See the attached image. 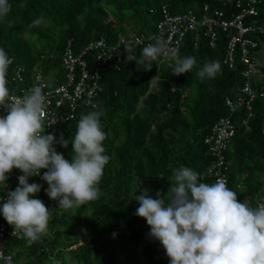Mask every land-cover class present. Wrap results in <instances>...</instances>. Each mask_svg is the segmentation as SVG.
<instances>
[{"label": "trees", "instance_id": "1", "mask_svg": "<svg viewBox=\"0 0 264 264\" xmlns=\"http://www.w3.org/2000/svg\"><path fill=\"white\" fill-rule=\"evenodd\" d=\"M210 1L9 0L11 11L0 19V48L14 58L15 64L26 67L28 77L35 65L46 75L61 73L60 57L69 41L75 53L100 37L113 43L127 29L138 33L153 30L162 6L170 13L195 10L201 15L203 5ZM150 9L153 14L149 13ZM35 20L41 23L31 27ZM257 23L264 26V0H260ZM45 36L48 46L58 40L54 58L48 57L52 54L44 48H36ZM261 39L264 41V35ZM225 42V35L219 33L215 48L210 49L203 39L194 49L193 39L187 35L179 54L195 58L193 70L175 76L172 68L164 65L157 89L153 90L149 87L156 73L155 61L151 62L150 71L135 61L127 63L121 71L105 68L101 72L96 109L82 106L73 120L45 133L55 136L53 147L71 162V140L80 117L93 110H103L100 119L106 133L104 147L109 162L99 184V198L72 208L70 216L58 214L53 206L59 201L47 195L49 186L42 179L47 169L29 177L30 184L41 186L36 197L52 212L48 231L32 245L26 240H9L5 248L9 259L1 264H170L163 245L150 235L147 221L136 215L139 202L133 198L143 194L142 190L153 199L157 193L166 197L173 172L181 166L198 173L199 182L215 183L204 175L212 163L204 138L219 118L229 115L224 99L243 82L239 60L233 69L222 63ZM211 61L220 62V71L215 78L200 79L197 72ZM260 86L264 87L262 79ZM171 88L175 90L172 92ZM183 92L187 93L184 99ZM142 97L145 99L141 101ZM231 118L236 133L226 152L228 181L238 200L248 198L254 207L256 201L264 203L263 101L253 102L252 117L246 124L243 123L247 118L245 110ZM61 137L69 141L67 148L59 143ZM16 185L20 186L19 178ZM0 221L11 226L3 215ZM122 222L124 229L120 231ZM86 237H90L89 241L83 242ZM77 243L80 245L71 250Z\"/></svg>", "mask_w": 264, "mask_h": 264}, {"label": "clouds", "instance_id": "2", "mask_svg": "<svg viewBox=\"0 0 264 264\" xmlns=\"http://www.w3.org/2000/svg\"><path fill=\"white\" fill-rule=\"evenodd\" d=\"M10 11L9 0H0V19ZM40 23L35 20L31 27ZM124 49L129 62L145 65L149 71L157 59L174 62L175 76L191 72L196 63L191 56L181 58L160 37L143 48L139 59L130 55V44ZM11 63L0 48V106L7 109V115L0 117V188L7 187L8 174L14 168L24 175L19 177L20 186L0 205V212L13 227V236L20 233L32 245L47 233L52 212L40 199L32 198L41 186L30 184L28 178L47 169L42 177L49 186L47 195L59 201L61 209L80 207L99 198L109 156L105 154L102 109L83 114L77 122L71 140L72 161L58 153L53 147L55 136L45 135L42 88L34 85L23 96L12 94L7 82ZM220 69L219 61L207 62L197 76L212 79ZM59 143L67 148L69 141L61 137ZM170 182L166 197L157 193L153 199L142 190L143 194L133 198L139 202L136 215L147 221L150 235L163 245L170 264H264V203L251 207L240 202L223 179L212 184L199 182L198 173L184 166L174 170Z\"/></svg>", "mask_w": 264, "mask_h": 264}, {"label": "built area", "instance_id": "3", "mask_svg": "<svg viewBox=\"0 0 264 264\" xmlns=\"http://www.w3.org/2000/svg\"><path fill=\"white\" fill-rule=\"evenodd\" d=\"M219 7L212 8L213 5ZM260 0H211L204 4L200 10L201 15L195 10H187L183 13H170L166 6L159 10V20L153 30L138 33L127 29L125 34L117 36L113 43L100 37L87 42L78 52H74L70 41L67 42L60 57L61 73L57 71L51 75L43 73L39 65H35L27 76L24 65L15 64L13 57H9L12 63L7 70V82L10 92L16 96L23 94L35 86H40L46 100V118L44 121L45 133H49L55 127L75 118L76 112L82 107L93 108L101 92V72L108 67L115 71H121L129 63L127 60L126 45H131L130 55L139 59L142 50L148 44H154L155 38L160 37L167 41L170 49L180 53L181 47L187 35L193 39V48L198 47L199 41L205 39L208 47H216L219 33L225 35V50L222 63L229 69L235 68V62L239 60L242 65V84L233 94L224 99L229 115L219 118L211 127L210 133L204 138L208 154L212 156V163L207 167L204 175L208 178L223 179L231 190L228 181V166L226 152L236 133V124L231 116L240 111L247 112V119L252 117L253 102L260 99L264 104V87L260 86L259 71L264 72V63H261L257 52L264 42V26L257 23L259 16ZM153 14L152 9L149 10ZM133 62V61H132ZM157 67L152 86L157 89V81L161 74V67L166 65L172 68V61L161 63L155 60ZM158 76V78H156ZM175 88H171L173 92ZM187 96L183 92L181 98ZM184 111V108H181ZM7 109L0 106V116H6ZM19 169H13L8 174L7 187L0 188V205L6 201L8 193L17 187L16 181L21 177ZM240 201V200H239ZM246 201L251 206L248 198ZM257 207L260 202L256 201ZM252 207V206H251ZM0 215H3L0 212ZM13 227L0 221V264L8 260L5 254L6 243L9 240H26L22 234L13 236Z\"/></svg>", "mask_w": 264, "mask_h": 264}, {"label": "rangeland", "instance_id": "4", "mask_svg": "<svg viewBox=\"0 0 264 264\" xmlns=\"http://www.w3.org/2000/svg\"><path fill=\"white\" fill-rule=\"evenodd\" d=\"M146 21H149V18H147ZM140 24H141V21L138 22V25H137V27H136L137 29H139V25H140ZM134 31L136 32V30H134ZM36 38H38V36H36ZM40 41H41V42L37 44V47H36V48H37V49H40V48L42 49V48H44L48 54H49V53L52 54V55H50V56H48V55H46V56L54 58L55 55H56V52L54 51V48L56 47V45H57V43H58V40H53V41L50 43L49 46H48V44H47L46 36H45L44 39H41ZM179 55H180V54H179ZM257 56H258L260 62H261V63H264V42L262 43L260 50L257 52ZM180 57H181V58H184L185 56H184V55L182 56V54H181ZM172 63L174 64V62H172ZM48 74H51V73H48ZM258 76H260V79L264 80V79H263V77H264V72H263V71H259ZM151 81H153V79H151ZM149 90H150V87H149ZM151 90H153V88H152ZM143 99H145V97H142V98H141V101H142ZM141 101H140V104H142ZM32 198H34V199H38L39 196L37 195V197H36V195H35V196L32 197ZM131 201H132V200H131ZM53 207H54V211H56L58 214H64L65 216H70V215L72 214V209H67V210L61 209V208H60V205H59V202H57V204H56L55 206H53ZM123 229H124V223L122 222V224L120 225V229H119V230H120V231H123ZM80 233L83 234L82 231H80ZM89 239H90V237H86L85 240H83V242H88ZM79 245H80V243H77V244H75L74 246H72V248H70V249H71V250H75Z\"/></svg>", "mask_w": 264, "mask_h": 264}]
</instances>
